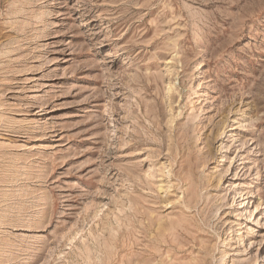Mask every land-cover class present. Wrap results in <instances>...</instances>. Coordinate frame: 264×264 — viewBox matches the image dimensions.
<instances>
[{"label": "rangeland", "instance_id": "rangeland-1", "mask_svg": "<svg viewBox=\"0 0 264 264\" xmlns=\"http://www.w3.org/2000/svg\"><path fill=\"white\" fill-rule=\"evenodd\" d=\"M0 264H264V0H0Z\"/></svg>", "mask_w": 264, "mask_h": 264}]
</instances>
